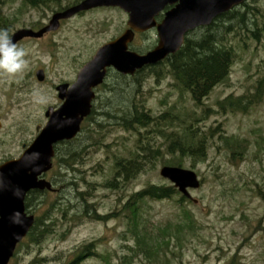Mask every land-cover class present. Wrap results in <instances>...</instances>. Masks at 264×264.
I'll return each instance as SVG.
<instances>
[{
    "label": "rangeland",
    "instance_id": "obj_1",
    "mask_svg": "<svg viewBox=\"0 0 264 264\" xmlns=\"http://www.w3.org/2000/svg\"><path fill=\"white\" fill-rule=\"evenodd\" d=\"M0 1V15L14 23L10 36L21 29L38 31L58 12V5L65 7L62 10L75 5L66 7L73 0H59L58 5L30 9L22 7L20 0ZM253 5L264 12V0H253ZM13 13L18 16L13 18ZM126 21L127 16L118 9H96L63 22L53 33L39 39H26L17 45L25 50V67L11 76L0 72V165L18 158L22 145L31 142L37 129L46 123V109L60 105L55 87L74 82L79 69L97 48L124 31ZM155 42V33L149 32L136 37L132 44L133 48H147ZM229 44L235 58L228 80L215 86L201 104L181 94L170 77L156 80L150 75L143 78L141 87H137L136 99H140L145 109L153 115L169 114L171 126L166 122L165 131L180 129L182 123L192 122L200 131L219 128L222 136L240 141L243 147L242 154L233 158L214 135L206 143L203 162L191 168V160H183L181 168L193 171L201 182L198 189L189 191L195 203L181 201L179 195L169 200L144 202L142 215L153 229L183 224L185 212L194 220L191 230L184 229L181 250L174 252L172 260L168 259L170 263L161 259L158 264H264V91L260 101L244 111L220 112L216 105L230 96L254 94L255 84L263 75L264 37L256 42L239 33L237 37L229 36ZM37 70L44 72L41 83L35 77ZM105 82L107 86L116 85L115 73L111 72ZM37 90L43 93L46 102H35L33 93ZM116 99L105 88L98 87L93 108L99 114L109 102L113 105L119 100ZM207 108L211 111L206 112ZM97 114L94 121L84 124V132L76 137V150L81 151L82 161L75 166L80 170L75 175L79 190L89 188L85 182L94 184L93 189L89 188L86 201L103 217L118 212L130 194L148 185L171 184L159 176V170L165 165L155 161L152 169L138 174L123 190L101 187L111 177L113 158L128 157L135 152L137 135L106 126L108 120ZM100 124L106 127L100 129L97 127ZM149 139L153 140V148L159 147L161 152L166 149L165 138L153 134ZM60 148L66 149L63 145ZM162 155L164 161L171 160L164 152ZM57 171L55 166L45 175L47 181L56 183V189L61 186L56 182ZM57 196L66 205L77 202L65 190ZM55 198L44 196V205L34 215L41 217L46 213L49 202ZM72 200L74 202H70ZM71 216L69 214L64 220L54 214L53 233L38 245L24 239L9 264H66L86 245H92V254L85 255L76 264H123L126 246L132 245L123 220L94 221L81 213L79 219L67 221ZM174 245L172 242L171 247ZM124 262L155 264L134 258L131 261L126 258Z\"/></svg>",
    "mask_w": 264,
    "mask_h": 264
},
{
    "label": "trees",
    "instance_id": "obj_2",
    "mask_svg": "<svg viewBox=\"0 0 264 264\" xmlns=\"http://www.w3.org/2000/svg\"><path fill=\"white\" fill-rule=\"evenodd\" d=\"M79 1L73 0L66 7ZM59 2V0H20L22 7L30 9L48 8L53 4L58 5ZM251 2L243 3L239 7L233 8L220 16L217 21L212 22L207 28H201L193 34H189L179 51L174 55L168 56L159 64L146 67L131 77L115 74L117 76L116 85L107 86L106 82L101 85L119 100L116 99L117 101L113 105L109 102L105 106V110L99 114L95 112L92 106L90 115L82 123L80 133L85 130L84 124L94 121V116L97 114L99 117L108 120L106 126L134 132L137 135L135 152L130 153L131 155L128 157L119 156L113 158L110 166L111 177L101 187L110 190H123L124 186L138 174L152 169L155 161H161L162 166L181 167L184 159H190L191 168H193L197 162L205 160L206 143L214 135L218 136L224 148L230 152L233 158L242 154L243 147L240 141L222 136L219 128H209L207 131H200L192 122H189L186 124L182 123L183 125L180 129L165 131L164 125L167 123L170 125L171 123L169 114L153 115L151 111L145 109L142 103L139 102V98V100L136 99V93L138 92L137 87H141V81L147 76L153 75L156 80L170 77L181 94H187L191 101L201 104L202 100L208 96L215 86L224 84L228 80L230 68L235 58L234 49L229 44V36L235 35L237 37L241 33L246 38L256 42L261 37H264V12L259 11V8L253 5V0ZM1 3L0 1V5ZM57 8V11H59L65 7L58 5ZM12 16L14 18L18 14L13 13ZM13 25L14 23L8 17L0 15V29H7L10 34ZM146 34L138 36H145ZM152 47L153 45L151 44L147 48H133V44H131L130 50L142 54ZM262 63L263 75L255 84L254 94L237 98L230 96L218 101L216 103L218 111L240 112L244 111L247 106L250 107L260 101L264 91V61ZM110 73L111 71L107 73V77ZM122 96H124L123 100L120 101ZM106 98L108 99L109 97ZM207 111L210 112L211 110L207 108ZM106 126L100 124L97 127L103 129ZM153 134L157 138H165L167 141L164 151L161 152L159 147L153 148V140L149 139ZM77 142L78 139L75 138L71 141L57 144L54 147L55 155L50 172L56 166L58 171L55 178L58 179L56 182L61 183V186L56 189L54 187L56 183L51 182L55 192L34 191L27 195L25 208L28 213L33 215L36 210L44 205V196L53 195L56 198L49 202L46 213L42 214L41 217L34 215V224L24 239H27L29 244L38 245L47 236L51 235L55 226L54 214L64 220L69 214L72 215L67 221L79 219L81 213L85 216L88 215L94 221L115 218L124 221L126 233L129 234L132 242L131 246H126L127 254L122 258L123 264H125L124 260L126 258L130 261L134 258L155 264L164 259V261L170 263L168 259L172 260L175 253L182 248L184 229L189 228L191 230L194 226V220L189 213L185 212L183 224L153 229L149 227L148 223L146 224V220L142 215V205L146 200L162 201L165 199L169 200L174 195L178 196L179 193L176 189L171 185H148L145 189L130 194L126 203L121 205L118 212L100 217L97 215L96 209H93V206L86 201V197L89 196L90 192L89 188L93 189L94 184L85 182L89 185L86 191L79 190L78 187L75 172L80 170L75 166L78 163L80 164L82 156L81 151L76 150ZM61 145L66 149L61 150ZM163 152L165 155L171 156V160L164 161ZM70 174L72 175L70 176ZM82 180L85 181L84 179ZM62 190L69 192L75 199L74 201L79 204L77 205L76 202V204L68 203L69 205H66L60 202L61 199L57 194ZM180 200L183 201L184 199L180 197ZM172 242H175L173 247H171ZM20 244L17 245L13 258ZM91 246H84L76 255V258L66 264H76L85 255L89 256L92 254V251H90ZM129 263L127 262L126 264Z\"/></svg>",
    "mask_w": 264,
    "mask_h": 264
},
{
    "label": "water",
    "instance_id": "obj_3",
    "mask_svg": "<svg viewBox=\"0 0 264 264\" xmlns=\"http://www.w3.org/2000/svg\"><path fill=\"white\" fill-rule=\"evenodd\" d=\"M248 0H82L55 12L38 31L21 29L12 35L17 44L24 39H39L59 29L62 21L98 8H118L127 15L126 29L116 38L101 45L88 62L82 65L72 84L55 87L61 102L44 113L46 123L32 143L23 146L22 154L0 165V264H8L16 246L25 238L34 223V217L25 212L24 199L31 191L54 192L50 182L42 176L52 168L54 146L74 139L83 120L90 114L94 89L101 85L108 69L120 75L133 76L148 66H154L174 55L184 44L185 36L196 28L209 26L213 19ZM160 23L155 17L167 5ZM155 30L157 42L145 54L129 50L135 34ZM38 82L44 80L42 70L35 72ZM1 129V122H0ZM37 153L38 157L30 155ZM159 176L170 182L186 199L188 190L198 189L200 182L191 170L163 166ZM195 203V201H193Z\"/></svg>",
    "mask_w": 264,
    "mask_h": 264
},
{
    "label": "clouds",
    "instance_id": "obj_4",
    "mask_svg": "<svg viewBox=\"0 0 264 264\" xmlns=\"http://www.w3.org/2000/svg\"><path fill=\"white\" fill-rule=\"evenodd\" d=\"M26 53L12 41L7 29H0V72L15 75L23 70L26 65ZM36 103L46 102V97L39 90L33 93ZM38 157L37 153L30 154Z\"/></svg>",
    "mask_w": 264,
    "mask_h": 264
},
{
    "label": "flooded vegetation",
    "instance_id": "obj_5",
    "mask_svg": "<svg viewBox=\"0 0 264 264\" xmlns=\"http://www.w3.org/2000/svg\"><path fill=\"white\" fill-rule=\"evenodd\" d=\"M175 6V4H172V5H167V6H165L164 7V9L158 14V16L156 17V23H160L161 21H162V19L164 18V15H165V13L167 12V11H169L170 9H172L173 7ZM220 16H222V15H219V16H217L215 19H213V21L212 22H214V21H217L219 18H220ZM210 26V25H209ZM208 27V26H207ZM207 27H203V28H207ZM202 28V29H203ZM199 29H197L196 31H198ZM196 31H194V32H196ZM193 32V33H194ZM193 33H191V34H193ZM39 129H37V131H38ZM31 142H29L28 144H25V145H29ZM24 144L22 145V150H23V146H25Z\"/></svg>",
    "mask_w": 264,
    "mask_h": 264
}]
</instances>
